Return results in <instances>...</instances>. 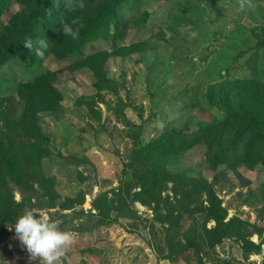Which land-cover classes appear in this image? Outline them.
I'll return each mask as SVG.
<instances>
[{
  "label": "rangeland",
  "instance_id": "374dc122",
  "mask_svg": "<svg viewBox=\"0 0 264 264\" xmlns=\"http://www.w3.org/2000/svg\"><path fill=\"white\" fill-rule=\"evenodd\" d=\"M18 7L11 0L1 21L6 23ZM144 12L148 14L146 23L133 27L130 21ZM119 14L124 24H130H123V36L116 44L144 42L146 49L108 56L103 70L109 84L100 96L87 70L61 71L54 83L61 94V108L39 115L51 147L50 154L42 159V169L46 176L54 178L53 187L60 197L57 203L83 194L84 201L75 210L84 212H95L92 201L99 193L130 179L129 170L125 168L124 173L123 169L130 160L134 136L138 135L135 140L143 145L170 126L196 130L214 115H222L201 97L209 83L226 77L246 78L253 67L264 68V47H258L264 39V0H220L214 7L210 0H129ZM112 44H88L83 54L111 51ZM71 60L59 62L49 56L40 67L37 64L28 69L26 63L18 60L4 65L0 68V96L13 94L17 83L29 81L42 69L56 70ZM187 97L198 98L201 106L183 110L178 102L184 104ZM205 150L204 145H196L180 153L167 162V170L205 178L227 210L226 220L236 216L264 230V167L239 168L241 177L250 182L243 185L231 171H226L224 178L210 171ZM73 158L78 166L68 164ZM170 187L168 183L162 195L171 200ZM248 190L250 200L257 202L252 207L241 203V196ZM13 196L17 202L23 199L18 190H14ZM26 204L24 211L29 210ZM132 210L131 217H120L117 222L89 232L66 230L74 238L56 264H214L223 259L260 264L264 260L262 246L260 254L243 261L239 244L231 239H224L214 252L204 249L203 263L196 262L191 251L173 262L156 260L149 244H160L162 225L154 221L153 210L139 201L132 204ZM36 211H42L58 225L73 216L72 209L43 206ZM110 215L114 217L115 213ZM79 217L71 221L74 226L84 222ZM180 222L182 229L199 226L202 216L183 214ZM213 224L209 221L207 226ZM6 230L11 233L0 244V264H40L39 258H29L7 225ZM250 240L259 242L256 235Z\"/></svg>",
  "mask_w": 264,
  "mask_h": 264
},
{
  "label": "trees",
  "instance_id": "16d2710c",
  "mask_svg": "<svg viewBox=\"0 0 264 264\" xmlns=\"http://www.w3.org/2000/svg\"><path fill=\"white\" fill-rule=\"evenodd\" d=\"M219 1L210 0V4L214 7ZM14 2L19 6L18 10L6 23L0 19V68L14 60L26 63V69L37 64L40 67L49 56L59 62L72 60L56 70L42 69L29 81L17 83L13 94L0 96V244L11 233L6 230V225L9 226L24 212L25 203L28 209L34 207L37 210L43 206L48 209H72L70 221L58 227L89 232L117 222L120 217H131L134 214L132 204L139 201L153 210L154 221L162 225L160 244H149L156 260L173 262L191 251L195 261L203 263V250L214 252L224 239L239 244L243 261L250 255L260 254L264 246L262 227L236 216L226 220L227 210L205 178L171 172L167 170V162L196 145H204L205 163L210 171L223 178L226 171H231L243 181V185L250 184L238 170L241 167L247 170L264 167V68L253 67L246 78L226 77L209 83L201 92V97L222 115H214L212 119L200 123L196 130L190 132L186 128L170 126L143 145L136 142L138 135L134 136L136 140L133 141L130 160L123 169L124 173L129 170L130 179L95 196L92 201L94 213L75 210L76 206L82 205L84 195L66 197L57 203L60 197L53 187L54 178L43 172L42 159L50 154L51 147L48 136L41 128L39 115L55 113L61 108V94L54 85L61 71L87 70L94 78L93 85L97 96H100L99 93L109 84L103 70L108 56L144 51L146 44H116L123 36L124 23L119 12L129 0ZM10 4L11 0H0V17L7 12ZM147 19L148 14L144 12L130 23L140 28ZM64 24L78 31L77 38L63 34ZM28 40H45L47 48L43 57L24 47ZM98 41L112 42L111 51L103 49L83 54L88 44ZM258 47H264V39L259 41ZM200 104L196 97L194 100L187 97L184 104L178 102L183 110H192ZM72 160L68 164L78 166L76 159ZM219 168L223 169L218 171ZM168 183L173 194L171 200L169 196L162 195ZM14 190L22 195L21 201L14 199ZM250 192L248 190L244 197L241 196V203L252 207L257 202L250 200ZM261 200H264V194ZM111 212L115 213L114 217H111ZM183 214H200L202 223L182 229L180 220ZM78 216L84 222L74 226L71 221ZM209 221L214 222L213 226H207ZM252 235L258 237V243L250 240ZM214 264L244 263L223 259ZM260 264H264V260Z\"/></svg>",
  "mask_w": 264,
  "mask_h": 264
},
{
  "label": "clouds",
  "instance_id": "9594fccd",
  "mask_svg": "<svg viewBox=\"0 0 264 264\" xmlns=\"http://www.w3.org/2000/svg\"><path fill=\"white\" fill-rule=\"evenodd\" d=\"M63 34L75 39L78 31L64 24ZM46 40V39H45ZM45 40L33 42L25 41L24 47L29 52L43 57L47 48ZM10 223L8 229L12 231L21 245L29 254L30 259L39 258L40 264H56L63 255V250L72 243L74 234L62 230L57 222L51 220L42 211L26 210Z\"/></svg>",
  "mask_w": 264,
  "mask_h": 264
}]
</instances>
